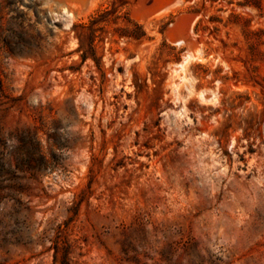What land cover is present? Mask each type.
Returning a JSON list of instances; mask_svg holds the SVG:
<instances>
[{"label": "rangeland", "instance_id": "1", "mask_svg": "<svg viewBox=\"0 0 264 264\" xmlns=\"http://www.w3.org/2000/svg\"><path fill=\"white\" fill-rule=\"evenodd\" d=\"M0 264H264V0H0Z\"/></svg>", "mask_w": 264, "mask_h": 264}, {"label": "trees", "instance_id": "2", "mask_svg": "<svg viewBox=\"0 0 264 264\" xmlns=\"http://www.w3.org/2000/svg\"><path fill=\"white\" fill-rule=\"evenodd\" d=\"M257 5L258 6V4L257 3H254V2H245L244 3V5ZM105 12V11H104ZM102 17H105V16H102ZM97 23V20H94V21H92V26L93 25H95ZM135 26H136V28L140 31V32H135L134 30H127V31H125L123 34H120V35H123V36H126V37H130V38H134V39H141L143 36H144V33H143V31H141V27L140 26H138V25H136L135 24ZM92 31V34H93V32H94V30L92 29L91 30ZM90 57L93 59V61L95 62V64H96V66L98 67V69H99V62L97 61V58L95 57V55H94V51H93V49H91V54H90ZM87 57H86V54H82V56H81V60H82V62H84L85 61V59H86Z\"/></svg>", "mask_w": 264, "mask_h": 264}, {"label": "bare ground", "instance_id": "3", "mask_svg": "<svg viewBox=\"0 0 264 264\" xmlns=\"http://www.w3.org/2000/svg\"><path fill=\"white\" fill-rule=\"evenodd\" d=\"M87 1H88V0H87ZM67 2H68V1H67ZM60 3H61V2H60ZM89 3H91V2H89ZM80 4H81V2H80ZM89 5H90V4H89ZM79 6H80V5H79ZM73 7H74V5H73ZM75 8H76V7H75ZM75 10H76V9H75ZM72 12H73V11H72ZM72 12H71V13H72ZM70 19H71V18H70ZM179 66L182 67V64H180Z\"/></svg>", "mask_w": 264, "mask_h": 264}]
</instances>
